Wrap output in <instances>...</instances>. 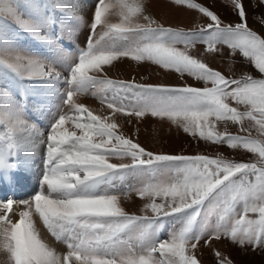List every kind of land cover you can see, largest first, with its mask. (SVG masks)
<instances>
[{"label":"snow or ice","instance_id":"1","mask_svg":"<svg viewBox=\"0 0 264 264\" xmlns=\"http://www.w3.org/2000/svg\"><path fill=\"white\" fill-rule=\"evenodd\" d=\"M165 2L207 22L166 26L148 0H92L89 20L86 0H0V264H203V248L214 264H234L213 242L264 248V35L242 0H230L227 23L195 0ZM81 24L85 44L73 49L64 32ZM197 45L226 46L256 75H225L193 54ZM125 60L181 82L112 79ZM88 95L105 109L83 103ZM148 116L252 159L150 150L119 122ZM37 158L38 186L22 190ZM133 194L138 212L122 203Z\"/></svg>","mask_w":264,"mask_h":264},{"label":"rangeland","instance_id":"2","mask_svg":"<svg viewBox=\"0 0 264 264\" xmlns=\"http://www.w3.org/2000/svg\"><path fill=\"white\" fill-rule=\"evenodd\" d=\"M82 3L85 0H81ZM197 3H201L205 6H209L212 10L220 15L221 19L227 22H234L236 16L231 9L230 0H195ZM248 14V24L253 30L264 35V24L260 23L258 17L260 14H264V4L260 3V0H242ZM88 6H86L82 12L85 20H89L92 13V0H86ZM148 10L159 19L166 26H178V27H191L194 23L200 24L207 22L205 18L196 12L195 10H188L185 8H175L170 3H166L165 0H148ZM69 25L72 21L68 20ZM60 31L59 28L56 30ZM88 27L86 24H81L73 32L65 30L64 42L70 43L74 49L76 46H84L85 37L88 34ZM26 40V37L21 36ZM29 47H35L33 44H29ZM203 45H197L193 50L194 55H200L203 53ZM221 53L207 54L203 53V59L209 63L211 67L221 71L225 75H230L238 78L242 73V69L251 72L256 75L255 70L251 65L244 60L243 57L236 53L230 54V51L226 46H220ZM109 76L112 79L130 80L133 77L137 81L144 77V82L149 83H180L176 74L165 72L159 69L157 66H150L144 64L137 66L131 61L125 60L122 63H117L116 67L109 69ZM189 83H195L191 79ZM81 101L89 107L101 111L105 109V106L101 105L95 98L88 96H82ZM121 124V130L124 134L138 139L139 142L146 148L153 151H163L168 153L179 154L181 152L185 154L205 153L215 155L217 153L224 155L226 158L234 159L237 162H249L252 159L251 154L245 153L242 150L229 149L226 146H216L206 144L203 141L193 140L187 134L183 133L181 129L171 125L167 120H159L150 116L143 118L139 123H136L133 119V123L129 124L127 118H119ZM247 126V124H246ZM225 124L218 123V130L223 131ZM227 129L232 134L238 133V126L232 125L230 122L227 125ZM34 176L32 178V185L22 190L31 192L33 187L38 186V178L41 174L42 164L38 158V161L33 165ZM129 182H134L131 179ZM24 185L27 182L23 180ZM123 206L130 212H138V208L142 206V201L138 199L134 194L125 201H122ZM205 219L210 223L215 224V216H207ZM169 227H171L169 225ZM165 235L167 232L165 231ZM63 246V245H62ZM64 247V246H63ZM212 248L220 250L224 255L228 256L234 264H264V248L253 251L251 247L240 248L231 244L228 241L213 242ZM203 255L201 257L203 264H214V255L211 249L203 248Z\"/></svg>","mask_w":264,"mask_h":264},{"label":"bare ground","instance_id":"3","mask_svg":"<svg viewBox=\"0 0 264 264\" xmlns=\"http://www.w3.org/2000/svg\"><path fill=\"white\" fill-rule=\"evenodd\" d=\"M37 161H38V158H37L36 162H37ZM33 165H34V164H33ZM33 165H32V167H33ZM32 167H31V175H27V174H26V176H25L24 181L27 182V185H24V184H23V189H25L26 187L32 185V182H31V181H32L33 176L35 175ZM42 232H43L44 237H45L46 239H48L49 242H50L54 247L57 248V251H59V252L66 251V249H65L61 244L55 242L54 239H53L52 237H50V236L47 234L46 230H43V229H42Z\"/></svg>","mask_w":264,"mask_h":264}]
</instances>
